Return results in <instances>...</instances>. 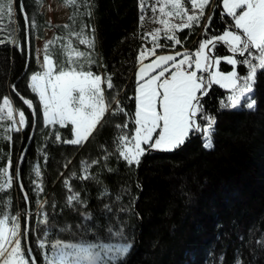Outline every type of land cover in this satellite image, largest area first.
Returning a JSON list of instances; mask_svg holds the SVG:
<instances>
[{"label": "trees", "instance_id": "obj_1", "mask_svg": "<svg viewBox=\"0 0 264 264\" xmlns=\"http://www.w3.org/2000/svg\"><path fill=\"white\" fill-rule=\"evenodd\" d=\"M46 0H22L24 11L35 26L28 28L30 58L27 62L26 28L19 6L15 0L17 23L0 31V97L9 96L13 107L23 110L27 125L21 132L7 133L8 122H0V167L7 166L11 157V173L28 142L34 122L33 112L19 97L32 100L36 129L20 170V181L28 201L17 186L0 192V211L25 215L30 210L31 232L29 242L40 260L36 241L42 236L44 225L38 223L39 202L46 201L43 211L48 213L52 232L49 239L59 236L71 239L69 233L59 232L70 226L72 232L82 223L81 214L90 212L96 230L106 228L111 222L123 224L125 235L132 242V249L123 262L117 264H264V71L257 73L252 98L256 100L253 110L221 107L228 90L213 84L201 103L206 114L216 119L213 147H203L201 134H192L186 143L172 151L149 149L141 158L139 166H129L118 157L116 137L120 134L116 124L129 122L135 111L137 55L145 39L141 24L139 0H80V7H66L68 18L64 24L51 26L41 11ZM212 9H215L213 13ZM91 11V16L85 15ZM221 3L213 2L208 15H212L207 37L222 34L231 18L222 15ZM75 14V22L70 17ZM8 24L7 18L4 21ZM191 30L178 31L180 45L164 38L165 45L156 54L188 49L195 52L205 39L204 25ZM93 37L94 47L87 51L95 61L90 70L104 77H111L113 89L105 91L111 99L117 97L129 114H106L89 141L71 145L57 141L71 139V125L46 127L42 107L37 95L29 87L30 75L39 71L36 66L34 44L44 39V31L53 29L50 40L67 37L69 31L79 32L81 25ZM63 25H69L66 29ZM94 29V31H92ZM9 37L15 43L9 42ZM55 58L64 61L60 44L52 46ZM213 55H230L222 45L213 49ZM238 59H242L237 57ZM27 66V67H26ZM220 70L228 72L232 67L221 63ZM241 76L247 68L237 66ZM15 85V91L12 86ZM106 87V86H105ZM2 102V100H0ZM115 105H113L114 107ZM201 123H204L201 121ZM112 153L107 160L103 157ZM98 160L91 165L94 179L72 178V187L81 194L84 205L69 207V194L64 180L73 172L82 174L81 162ZM17 161V164H18ZM40 166L43 191L37 192L33 181L37 180L34 167ZM67 165V167H65ZM17 169V165H16ZM119 197V199H117ZM10 201V206L6 203ZM105 205L112 209L105 210ZM121 209H126L122 211ZM119 217V221H117ZM25 224V220H24ZM91 238V234H90ZM112 242H115L113 240Z\"/></svg>", "mask_w": 264, "mask_h": 264}, {"label": "snow or ice", "instance_id": "obj_2", "mask_svg": "<svg viewBox=\"0 0 264 264\" xmlns=\"http://www.w3.org/2000/svg\"><path fill=\"white\" fill-rule=\"evenodd\" d=\"M211 2L212 0H156V4L151 5L153 22L162 25L163 29L156 28L152 33H145L142 37L146 40L150 37L152 47H142L137 55V86L132 97L135 100V111L129 121L134 127L129 131L128 123L115 125L120 132L115 140V149L118 157L127 165L139 166L141 158L149 149L175 150L183 146L190 135L196 133L201 134L203 147L211 149L214 146L212 138L216 119L205 113L201 100L208 94L213 84L230 93L226 100L220 101L221 107L236 109L244 106L249 110L255 109L256 100L252 98V93L257 73L264 71V0H223L222 15L231 18V23L222 34L207 37L213 19L212 15H206ZM64 3L66 7L81 6L80 0H64ZM84 4L87 6V0H84ZM186 4H190V8L186 7ZM14 5L15 0H0V31L7 29L8 25L17 23L13 19L16 12ZM146 5L147 0H140L141 24L147 10ZM19 10L25 28L34 27L35 21L30 20L22 4ZM212 11L214 13L215 9ZM84 14L91 16V11ZM170 17L179 18L181 22L170 23L168 19ZM6 18L8 24L4 23ZM70 19L75 22V14ZM205 19L206 38L199 42L194 53L185 50L175 54H156L158 49L165 47L159 43L158 37L162 35L164 39L174 42V45H180L182 41L177 38L178 31L199 27ZM63 27L68 29L69 25ZM87 27L88 25L82 24L79 32L69 31L67 37H56L47 41L43 46L41 70L31 75L29 84L42 105L43 122L46 127L71 125V139L62 140L61 135L55 133L57 141L71 145L88 142L106 114L129 115L117 97L109 99L105 95L106 89L111 90L114 87L111 77H104L91 71L89 66L95 63L91 53L81 51L73 45L74 37L79 45L94 47L93 37L85 32ZM4 42L5 39H0V43ZM9 42L15 43V40L9 37ZM58 43L61 55H64L63 62L57 60L51 50L52 46ZM217 43L227 45L231 54L223 57L213 55ZM149 57L155 58L150 63H145ZM222 61L231 66L232 70L221 71ZM238 65L246 66V75L241 76L238 73ZM12 88L15 91V85ZM21 99L29 109H33L32 100L23 97ZM0 100H2L0 122H10L4 127V138L10 140L11 137L7 133L13 128L16 131L23 130L27 120L23 110L13 107L9 96L0 97ZM32 114L33 117L37 115L35 109ZM110 155L112 153H106L103 158L107 160ZM20 160L23 161V156ZM97 163L98 160L91 161V164L82 161V174L77 176V173L73 172L69 179L64 180L69 193L66 197L69 207L84 205L81 194L72 187L70 180L94 179L89 168ZM10 169L9 156L7 166L0 167V192L10 189L13 185ZM33 171L37 178L33 183L37 192H42L40 166L37 164ZM19 175L17 170V180ZM20 188L23 191L22 184ZM24 199L28 201L26 192ZM6 203L10 206L11 202ZM45 204L46 201L39 202L40 211L37 214L38 223L45 226L42 236L36 241V247L40 250L39 261L29 242L31 227L27 214L25 213V224L22 229L19 212L12 215L10 212L0 211V264H117L118 261L123 262L132 249V242L125 235L123 224L116 226L110 222L106 228L107 236L104 237L103 229L97 231L95 223H89L93 221L90 212L81 214L82 223L76 226V232H72L70 226L59 229L61 233H69L71 239L65 240L58 235L49 239L52 229L48 213L43 211ZM105 210L109 213L112 211L109 205H105ZM113 240L120 242H112ZM260 243L264 244V241ZM237 264L242 262L238 261Z\"/></svg>", "mask_w": 264, "mask_h": 264}, {"label": "rangeland", "instance_id": "obj_3", "mask_svg": "<svg viewBox=\"0 0 264 264\" xmlns=\"http://www.w3.org/2000/svg\"><path fill=\"white\" fill-rule=\"evenodd\" d=\"M214 1L221 3L223 0H212L210 8L212 7ZM155 4H156V0H147V5H146L147 10L144 13V20H143V26L145 28V33H152L156 28L163 29L162 25H159L158 23L153 22L154 16H153V13L151 12V5H155ZM186 7L190 8V4H186ZM157 8H158V5H157ZM139 9H140V0H139ZM209 9L207 10L206 15H208ZM166 10H169V9H166ZM41 11L44 14L45 21L48 22L51 26L64 24L68 18V11H67L66 7L64 6V4H61L60 2H58V0H46L44 5L41 8ZM158 17H159V12L157 11L156 18H158ZM168 19H169L170 23H180L181 22V20L179 18H175V17H170ZM204 22H205V20L202 21L201 24ZM53 32H54L53 29L45 30L44 31V39L35 41L34 52H35V58H36V66L39 69V71L41 70L43 46L47 41L50 40ZM162 38H163L162 35L160 37H158L159 43L164 45L163 43L160 42V40ZM72 40H73V45L77 46L80 50H86L87 49V51H90L91 48H88L86 45H79L78 41L74 37L72 38ZM150 41H151L150 37H148L147 40L145 39V42L143 43L142 47L151 48L152 44ZM227 48H228V46H227ZM166 54H170V53H164V54L162 53V54H158V55H166ZM152 59H154V57H149L147 60H145V63L151 61ZM31 75H30V77H31ZM29 81H30V79H29ZM242 107L247 109L244 106L238 107L236 109H240ZM16 118L18 119V115ZM8 123H10V122H8ZM23 129H24V127H23ZM11 131H16V130H15V128H13V130H11ZM21 131H18V132H21ZM17 161H18V158H17ZM17 161L15 164V170L13 173H11L13 175V185H12L13 187L16 186V165H17ZM20 214H21L20 220H21V225H22V229H23L25 215H23L22 213H20ZM115 242H120V241H115Z\"/></svg>", "mask_w": 264, "mask_h": 264}, {"label": "water", "instance_id": "obj_4", "mask_svg": "<svg viewBox=\"0 0 264 264\" xmlns=\"http://www.w3.org/2000/svg\"><path fill=\"white\" fill-rule=\"evenodd\" d=\"M21 4H22V0H21V2H20V5H21ZM217 45H222L223 47H225L223 43H217ZM29 46H30V44H29V34H28V28H27V29H26V49H27V62H26V65H28V63H29V58H30V50H29ZM26 67H27V66H26ZM12 91H13V88H12ZM19 100L23 103V100L21 99V97H19ZM23 104H24V103H23ZM24 105H25V104H24ZM25 106L27 107V105H25ZM27 108H28V107H27ZM30 110L33 112V109H30ZM35 129H36V121H35V117H34V122H33L32 128H31V132H30V134H29L28 142H27V144H26V146H25V149H24L23 153L21 154V156H23V161H24V159H25V155H26L27 149L29 148V146H30V144H31V141H32V139H33V135H34ZM198 134H199V133H198ZM21 156H20V158H21ZM20 158H19V161H18V164H17V169H16V171L19 170V174H20L21 166H22V164H23V161L21 162ZM16 182H17V186H18V188H19L20 191H21V188H20V185H21L20 175H19V180L16 179ZM21 192H22V194L24 195V191H21ZM30 215H31L30 210H29V208H27V217L29 218ZM28 223H29V219H28Z\"/></svg>", "mask_w": 264, "mask_h": 264}, {"label": "crops", "instance_id": "obj_5", "mask_svg": "<svg viewBox=\"0 0 264 264\" xmlns=\"http://www.w3.org/2000/svg\"><path fill=\"white\" fill-rule=\"evenodd\" d=\"M221 6H222V8H223V1L221 2ZM183 51H185V50H178V51H172V52H167V53H170V54H175L176 52H183ZM164 54V53H163ZM158 55V54H157ZM155 58V57H154ZM180 58H182V57H177V59H180ZM151 61H149V62H147V63H150ZM137 71H138V67H137V70H136V73H137ZM167 75V74H166ZM198 75H199V73H198ZM38 97V96H37ZM39 99V98H38ZM41 107H42V105H41ZM162 151H164V150H162Z\"/></svg>", "mask_w": 264, "mask_h": 264}, {"label": "built area", "instance_id": "obj_6", "mask_svg": "<svg viewBox=\"0 0 264 264\" xmlns=\"http://www.w3.org/2000/svg\"><path fill=\"white\" fill-rule=\"evenodd\" d=\"M216 46H218V45H216ZM224 46H225L224 48H225V50L227 51V53H230L229 50H228V48H227V45H224ZM184 50H187L188 52H190L188 49H184ZM191 53H194V52H191ZM212 54H213V52H212ZM230 54H231V53H230Z\"/></svg>", "mask_w": 264, "mask_h": 264}]
</instances>
